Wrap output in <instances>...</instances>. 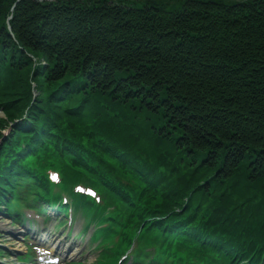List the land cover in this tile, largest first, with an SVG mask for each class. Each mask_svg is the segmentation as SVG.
I'll list each match as a JSON object with an SVG mask.
<instances>
[{
  "label": "trees",
  "instance_id": "trees-1",
  "mask_svg": "<svg viewBox=\"0 0 264 264\" xmlns=\"http://www.w3.org/2000/svg\"><path fill=\"white\" fill-rule=\"evenodd\" d=\"M15 1L0 0V64L13 70L0 128L25 109L36 125L55 115L52 82L83 73L90 91L140 101L151 125V115L172 124L190 170H201L182 207L191 221L205 211L249 238L243 212L264 215V0H19L8 31ZM29 73L40 91L30 104Z\"/></svg>",
  "mask_w": 264,
  "mask_h": 264
},
{
  "label": "rangeland",
  "instance_id": "rangeland-1",
  "mask_svg": "<svg viewBox=\"0 0 264 264\" xmlns=\"http://www.w3.org/2000/svg\"><path fill=\"white\" fill-rule=\"evenodd\" d=\"M139 118H141V117H139ZM155 120L157 121V119L155 118ZM160 121H162L161 119H159ZM165 123H166V125H164V127L165 128H170V129H172L173 127H172V124H170V122H168V120H165ZM143 132H144V130H143ZM150 141H153V143H155V142H158V140H157V138H156V135H155V133H153L152 134V136L150 137ZM153 149V148H152ZM175 156V153H173V157ZM162 158H165L164 156H162ZM174 164L175 163H173V166H174ZM76 214H79V212H75V216H76ZM78 217V216H77ZM81 219V218H80ZM0 225H1V227L0 228H3V227H5V228H11L12 227V225L10 224V222L8 221V220H6L3 216H1L0 215ZM0 230H2V231H0V254H1V256H0V264H3L4 262H6V261H10V260H8V253H10V251L12 250V249H5V248H7V247H9V246H7L9 243H11L10 241H11V239H12V237L9 235V233H6L3 229H0ZM232 233L234 234V230H232ZM235 235V234H234ZM237 235H239V234H237ZM263 239H264V237H263ZM95 254H96V251L95 250H93L92 251V259H94L95 258ZM98 259H99V256L92 262V264H101L99 261H98Z\"/></svg>",
  "mask_w": 264,
  "mask_h": 264
},
{
  "label": "bare ground",
  "instance_id": "bare-ground-1",
  "mask_svg": "<svg viewBox=\"0 0 264 264\" xmlns=\"http://www.w3.org/2000/svg\"><path fill=\"white\" fill-rule=\"evenodd\" d=\"M113 94H114L116 97H119V95L116 94V92H114ZM122 97L125 98L126 96H125V95H122ZM140 113H141L140 110H138V111L136 112L135 116L138 115V114H140Z\"/></svg>",
  "mask_w": 264,
  "mask_h": 264
}]
</instances>
